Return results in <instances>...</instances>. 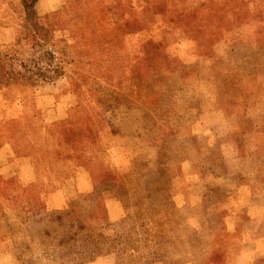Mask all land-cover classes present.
<instances>
[{
    "label": "rangeland",
    "instance_id": "1",
    "mask_svg": "<svg viewBox=\"0 0 264 264\" xmlns=\"http://www.w3.org/2000/svg\"><path fill=\"white\" fill-rule=\"evenodd\" d=\"M35 12L0 0V264H264V0Z\"/></svg>",
    "mask_w": 264,
    "mask_h": 264
},
{
    "label": "trees",
    "instance_id": "2",
    "mask_svg": "<svg viewBox=\"0 0 264 264\" xmlns=\"http://www.w3.org/2000/svg\"><path fill=\"white\" fill-rule=\"evenodd\" d=\"M25 12H26V24L33 26L36 28V37L34 36L33 39L38 41H45V39L48 37L49 30L52 27V25L49 23L48 18H41L37 15L35 12V6L40 0H21ZM51 57V54L48 55ZM42 79H47L48 76L45 74H42Z\"/></svg>",
    "mask_w": 264,
    "mask_h": 264
},
{
    "label": "crops",
    "instance_id": "3",
    "mask_svg": "<svg viewBox=\"0 0 264 264\" xmlns=\"http://www.w3.org/2000/svg\"><path fill=\"white\" fill-rule=\"evenodd\" d=\"M148 153H145V155H147ZM116 169H117V173H129L131 171V165L129 163H125L123 160H121L120 158L117 159V165H116ZM119 178H122V177H119ZM86 184V183H85ZM94 188V186L92 187ZM257 189V188H256ZM53 197H58L57 200L58 202L62 203V204H66L67 203V194H65V192L63 191H60V192H57V193H54L52 194ZM250 210H255V211H258L257 208H253V209H250ZM259 221L260 220V214H259V217L257 216L255 219H251V224H254L255 221ZM261 224L259 223L257 225L258 229L260 228ZM257 229V230H258ZM254 242V241H253Z\"/></svg>",
    "mask_w": 264,
    "mask_h": 264
}]
</instances>
